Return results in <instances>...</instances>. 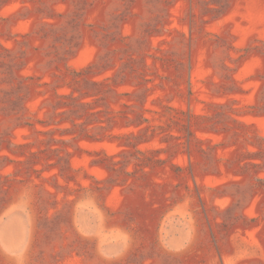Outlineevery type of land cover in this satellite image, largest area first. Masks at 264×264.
<instances>
[{"label":"rangeland","instance_id":"1","mask_svg":"<svg viewBox=\"0 0 264 264\" xmlns=\"http://www.w3.org/2000/svg\"><path fill=\"white\" fill-rule=\"evenodd\" d=\"M0 264H264V0H0Z\"/></svg>","mask_w":264,"mask_h":264},{"label":"trees","instance_id":"2","mask_svg":"<svg viewBox=\"0 0 264 264\" xmlns=\"http://www.w3.org/2000/svg\"><path fill=\"white\" fill-rule=\"evenodd\" d=\"M181 167L177 166V169L179 170Z\"/></svg>","mask_w":264,"mask_h":264}]
</instances>
